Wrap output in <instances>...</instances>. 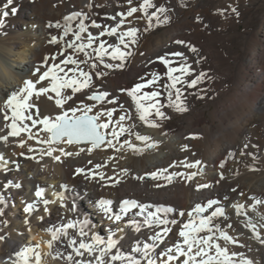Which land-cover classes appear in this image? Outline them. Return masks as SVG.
<instances>
[{
    "label": "bare ground",
    "instance_id": "obj_1",
    "mask_svg": "<svg viewBox=\"0 0 264 264\" xmlns=\"http://www.w3.org/2000/svg\"><path fill=\"white\" fill-rule=\"evenodd\" d=\"M261 5L0 0V264H264ZM81 114L102 145L50 139Z\"/></svg>",
    "mask_w": 264,
    "mask_h": 264
},
{
    "label": "rangeland",
    "instance_id": "obj_2",
    "mask_svg": "<svg viewBox=\"0 0 264 264\" xmlns=\"http://www.w3.org/2000/svg\"><path fill=\"white\" fill-rule=\"evenodd\" d=\"M259 9L261 10V11H264V5H261L260 7H259ZM66 16V17H65ZM52 17V18H51ZM62 17V18H61ZM66 19H65V18ZM68 17V15H60L59 17H55V16H48V17H46L45 18V22L43 23L44 24V26H45V31H46V37H47V39H48V49H50L51 51H52V58H55L54 60H59L58 59V55H60L61 53H64V52H66V51H68L69 49H71V42H74L73 40H69L68 38H69V35L71 36V34L73 33V28H71V22H72V20H70L71 18H67ZM48 18V19H47ZM61 18V19H60ZM64 18V19H63ZM58 19V20H57ZM60 19V20H59ZM66 20V21H65ZM68 21V22H67ZM60 23V24H59ZM69 24V25H68ZM85 27H87V28H91V27H94V23L93 22H90L89 23V25H87V26H85ZM84 27V28H85ZM82 29V27H81V29H80V31L79 32H81V34L80 35H87V33H88V31H87V29L85 28V29ZM244 28V26H243V24L241 23V24H239L238 25V29H239V31H241L242 29ZM52 30V31H51ZM57 33V34H56ZM60 35V36H59ZM73 35V34H72ZM49 36V37H48ZM69 40V41H68ZM49 42H50V44H49ZM70 42V44H68V43ZM73 44H76V42H74ZM56 45V46H55ZM51 46H52V48H54V49H51ZM72 46H74V45H72ZM70 47V48H69ZM103 47H105V46H103ZM102 47V48H103ZM237 48H236V46H234L233 47V50H234V52H237V50H236ZM64 50V51H63ZM107 50V49H106ZM233 50H232V52L230 53V56H232V55H234L233 53ZM119 56H117L116 58L117 59H122V56L120 57V58H118ZM59 62V61H58ZM89 101L90 102H92V103H99L100 101H94V100H92L91 98L89 99ZM208 101H211V99H209V100H207V101H202V102H199L197 105H196V107H202V106H204L205 104H206V102H208ZM157 109H159V110H157V111H162V108L161 107H157ZM183 110V109H182ZM179 110V116H178V118L177 119H182L183 117H184V115L185 114H189L188 112H186V110ZM72 112V111H71ZM70 112V114H73V112L71 113ZM75 113H78V110H75ZM81 115H88V114H81ZM74 117L75 115H67V117ZM77 117H78V115H76ZM80 116V115H79ZM92 116V115H91ZM92 117H94L95 118V116H92ZM96 119V122H97V124H98V119L97 118H95ZM99 134H100V132H99ZM101 135V134H100ZM50 139H51V132H50ZM198 167V166H197ZM108 172V174H110V172L109 171H107ZM107 172H105V173H107ZM113 172H111V174H112ZM115 173H113V175H114ZM109 201V200H108ZM109 203V202H108ZM129 207L131 206V204H129L128 205ZM131 207H133V205L131 206ZM154 208V209H153ZM158 208V209H157ZM152 209V210H151ZM144 210H149V208H147V207H145L144 208ZM156 210H158L157 212H159V214H161V215H164L165 213H164V211L163 210H161V209H159V207H150V210L149 211H156ZM161 210V211H160ZM103 228V227H102ZM106 227L104 228V232H106ZM154 231V232H153ZM158 233V234H157ZM150 236H151V238H156L155 236L156 235H159V230L157 229V231H155V230H151L149 233H148ZM156 234V235H155ZM152 235H153V237H152ZM155 235V236H154ZM234 254H236L235 252L233 253V255ZM237 255V254H236ZM238 256H242V254L241 255H239L238 254ZM79 263V261L78 260H76V264H78Z\"/></svg>",
    "mask_w": 264,
    "mask_h": 264
},
{
    "label": "water",
    "instance_id": "obj_3",
    "mask_svg": "<svg viewBox=\"0 0 264 264\" xmlns=\"http://www.w3.org/2000/svg\"><path fill=\"white\" fill-rule=\"evenodd\" d=\"M92 100L100 101L99 95H92ZM67 138L71 142H92L99 147L105 142L104 136L99 134L94 118L84 115L79 118H62L60 123L52 130L51 139L58 142Z\"/></svg>",
    "mask_w": 264,
    "mask_h": 264
}]
</instances>
